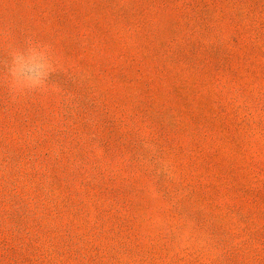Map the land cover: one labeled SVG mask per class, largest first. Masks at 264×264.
Listing matches in <instances>:
<instances>
[{"label": "rangeland", "instance_id": "obj_1", "mask_svg": "<svg viewBox=\"0 0 264 264\" xmlns=\"http://www.w3.org/2000/svg\"><path fill=\"white\" fill-rule=\"evenodd\" d=\"M0 264H264V0H0Z\"/></svg>", "mask_w": 264, "mask_h": 264}, {"label": "clouds", "instance_id": "obj_2", "mask_svg": "<svg viewBox=\"0 0 264 264\" xmlns=\"http://www.w3.org/2000/svg\"><path fill=\"white\" fill-rule=\"evenodd\" d=\"M64 70L51 45L29 41L9 46L5 76L9 88L15 93L47 91L53 86V76Z\"/></svg>", "mask_w": 264, "mask_h": 264}]
</instances>
